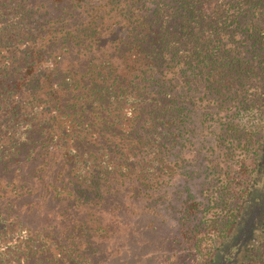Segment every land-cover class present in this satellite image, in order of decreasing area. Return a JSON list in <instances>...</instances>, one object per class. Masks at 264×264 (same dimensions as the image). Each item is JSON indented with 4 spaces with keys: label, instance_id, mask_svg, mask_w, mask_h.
Wrapping results in <instances>:
<instances>
[{
    "label": "trees",
    "instance_id": "1",
    "mask_svg": "<svg viewBox=\"0 0 264 264\" xmlns=\"http://www.w3.org/2000/svg\"><path fill=\"white\" fill-rule=\"evenodd\" d=\"M263 165L264 0H0V264H106L113 203L197 172L164 263L213 264Z\"/></svg>",
    "mask_w": 264,
    "mask_h": 264
},
{
    "label": "rangeland",
    "instance_id": "2",
    "mask_svg": "<svg viewBox=\"0 0 264 264\" xmlns=\"http://www.w3.org/2000/svg\"><path fill=\"white\" fill-rule=\"evenodd\" d=\"M203 177L197 172L193 179H186L174 173L173 187L166 194V202L149 205L120 198L113 203L122 207L108 217L111 238L100 244L106 264H165L170 252V242L181 239L182 231L178 224L180 210L186 189L198 195ZM183 192V193H182ZM264 165L259 176V184L254 189L251 202L239 221L231 237L221 250L214 255L213 264H236L242 259L244 250L257 242L260 219L264 209Z\"/></svg>",
    "mask_w": 264,
    "mask_h": 264
}]
</instances>
